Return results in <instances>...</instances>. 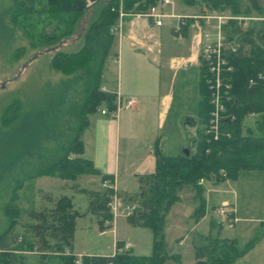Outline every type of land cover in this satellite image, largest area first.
<instances>
[{"label": "trees", "instance_id": "obj_1", "mask_svg": "<svg viewBox=\"0 0 264 264\" xmlns=\"http://www.w3.org/2000/svg\"><path fill=\"white\" fill-rule=\"evenodd\" d=\"M158 1L7 0L0 6V45H8L19 30L31 47L55 49L98 3L83 29L79 47L71 52L58 49L51 56L50 67L64 78L46 85L38 104L22 108L15 98L0 113V183L7 182L0 190L8 189L10 198L25 180L40 176L91 174L112 184L111 176L100 174L90 160L80 156L81 133L88 115L100 105L107 112L114 108V94L101 89L102 70L113 42L109 28L116 25L120 12L144 13ZM196 1L209 9L228 10L231 16L264 17L257 0H246L243 8L240 0H181L187 5ZM180 21L181 34L192 19L181 16ZM222 34L223 55L230 69L221 72L219 102L223 110L216 133L210 130L211 90L200 67L193 150L187 155H167L155 141L154 170L137 176L138 192L128 202L135 203V208L126 221L151 231L150 254H131L128 248L117 252L123 244L116 240L113 254H81L80 264H163L173 258L178 262L177 255L166 252L162 225L180 198L179 190L185 186L191 191V216L196 221L205 210L203 180L217 185L234 180L240 170H264V19L249 20L244 29L229 19L222 25ZM248 115L254 116L253 125L243 126ZM81 192L87 196L86 211L97 219L99 231L110 227L109 222H103L111 219L107 203L113 190ZM10 205L3 208L7 224L0 230V264H28L23 254L30 252L37 253L38 264H47L52 257L58 264H74L70 239L77 213L71 211L69 197H58L48 212ZM23 214L28 221H21ZM252 244L249 241L237 248L231 239L207 238L194 248L193 264H230ZM65 249L69 252L64 253Z\"/></svg>", "mask_w": 264, "mask_h": 264}, {"label": "rangeland", "instance_id": "obj_2", "mask_svg": "<svg viewBox=\"0 0 264 264\" xmlns=\"http://www.w3.org/2000/svg\"><path fill=\"white\" fill-rule=\"evenodd\" d=\"M257 1L259 6L264 9V0ZM6 2L7 0H0V6ZM168 4L172 6L174 4L175 9L182 8L194 15L220 16L223 21L221 23L234 19L241 29L246 27L249 20L264 19V17L254 15L250 17L231 16L228 10L209 9L200 1L187 5L183 4L181 0H168ZM245 5H247L246 0L239 1L241 8ZM90 9L92 8L90 7L88 10ZM87 19L88 14L86 13L80 18L76 30L55 49L53 47H31L28 39L19 30L14 33L8 45H0V113L3 107L15 98L21 101L22 108L38 104L45 86L55 84L64 78L60 72L50 67L49 61L54 51L58 49L71 52L79 47L83 29L88 23ZM175 22L174 18L165 20L170 29ZM207 28L205 27V29ZM209 31L211 30L209 29ZM197 75L198 71H193L192 76L186 77L183 68L176 77L172 90L171 108L162 124L158 125V133L165 136L166 132L168 135V139H164L160 146L164 154L183 153L187 155L193 150L196 137ZM253 121L254 116L248 115L243 119V126H252ZM102 182L100 184L99 180L91 174L72 177L40 176L25 180L12 194V198H10L11 193L6 191L8 189L0 190V193H3L0 194V230L7 224V218L3 213L5 206L11 204L10 206L13 207L48 212L58 197L67 195L71 199L70 202L72 201L71 211L77 213L74 218V231L71 235L70 246L71 252L74 254V258L79 260V264L81 255L77 254L105 255L112 253L115 237L131 241L132 249L129 250L131 254L149 255L151 252L150 229L128 224L125 220L126 216L121 213H118L114 218L111 216L110 227L105 228V233L98 234L97 219L86 211L87 197L86 194L80 192L89 189L102 190L106 188L102 186ZM6 183L3 181L0 185ZM227 183L225 185L228 186H223V188H219L220 190L208 189L206 191L207 186L204 185L205 211L196 221L194 220L195 216H191V191L185 186L179 190L180 198L170 207L162 225L166 252L177 255L178 262L172 261L173 258L164 260L163 264H193L194 248L203 245L207 238H228L234 241L237 248H242L247 242L253 241L251 247L230 264H264V171L240 170L235 179ZM122 199L129 202L132 198L125 200L122 197ZM223 203L227 204V207L234 208L235 221L230 227L226 224H217L218 226L212 224L211 226L212 220L216 222L219 220L213 207ZM133 204L135 205V203ZM80 212L85 213L82 215ZM21 221H28L25 214L22 215ZM65 252L67 253L69 250L65 249ZM23 255L28 264H38L37 253L30 252ZM47 264H58V262L52 257L49 262L47 261Z\"/></svg>", "mask_w": 264, "mask_h": 264}, {"label": "crops", "instance_id": "obj_3", "mask_svg": "<svg viewBox=\"0 0 264 264\" xmlns=\"http://www.w3.org/2000/svg\"><path fill=\"white\" fill-rule=\"evenodd\" d=\"M95 5L84 13L88 14L87 21L94 13ZM161 11L184 16L194 15L182 8L175 9L174 4H166ZM166 18L174 17H164L162 25L156 26L143 16L119 13L112 32L113 42L101 74V89L114 94L113 109L129 98H133L135 102L129 107L121 106L114 114H101L100 110L105 108L100 105L88 115L81 133L83 148L80 156L90 160L100 174L111 176L116 193L125 200L138 192L137 176L150 174L154 170L153 143L157 141L160 147L163 140L168 139L166 132L165 136L158 133V125L162 124L171 108L172 90L178 73L184 68L187 77L192 76L193 71H198L197 53L190 42V23L183 27L178 37L165 23ZM196 83L198 86V75ZM93 176L101 184L99 175ZM229 181L214 185L203 180L201 186L204 200V185L207 186L206 191L220 190L223 186L227 187L225 184ZM190 203L193 209V202ZM231 208L234 215V208ZM212 224L216 226L219 223L212 220L211 226ZM98 234L103 233L98 229ZM116 240H120L122 244L130 243L128 250L132 249L129 239L115 237L114 242ZM113 251L105 255H111Z\"/></svg>", "mask_w": 264, "mask_h": 264}, {"label": "built area", "instance_id": "obj_4", "mask_svg": "<svg viewBox=\"0 0 264 264\" xmlns=\"http://www.w3.org/2000/svg\"><path fill=\"white\" fill-rule=\"evenodd\" d=\"M168 4V0H159L155 5L149 6L146 12L137 13V16H143L147 19H150L152 23L156 26H160L163 23L164 17H174L176 18V22L171 26V30L176 33L178 37H180V28L183 24V21H180V15H175L172 13H165L161 11V8ZM187 17V16H182ZM192 19L190 23L191 27V36L190 42L193 46L194 51L197 53V61L196 65L198 69L203 67L204 69V83L207 85L210 91V99L209 102L213 104V110L210 115V130L216 133L217 122L220 119V114L223 110L222 104L219 102V86L222 82V70L230 69L228 65H226V60L223 55V51L225 50L223 46L224 36L222 34V25L225 23L221 20L222 17L217 15H190L188 16ZM205 27H208L205 29ZM209 29L211 31H209ZM110 32L114 31V27L109 28ZM233 50V48H231ZM226 88L228 87L225 84ZM135 100L133 98H129L125 100L121 105H118L112 111L107 112L105 109H101V114L110 113L114 114L116 110L122 107L131 106ZM102 186L106 188H111L113 190L112 195L107 203L109 212L113 218L121 213L125 216H128L133 213L135 208L134 204L125 202L121 196H119L115 188L113 187V183L110 184L107 181L102 182ZM215 214L218 215L219 220L217 223L226 224V226L230 227L232 223L235 221L234 215H232L233 209L227 207V204H221L214 208ZM108 220L104 221V225L108 224ZM110 223V222H109ZM105 232V230H101L100 233ZM131 245L128 242H124L122 246L116 249L117 252H123L125 249L129 248ZM75 264H79V260H74Z\"/></svg>", "mask_w": 264, "mask_h": 264}]
</instances>
